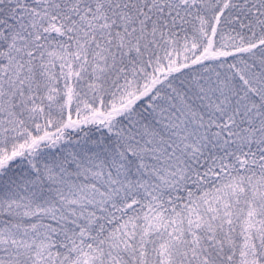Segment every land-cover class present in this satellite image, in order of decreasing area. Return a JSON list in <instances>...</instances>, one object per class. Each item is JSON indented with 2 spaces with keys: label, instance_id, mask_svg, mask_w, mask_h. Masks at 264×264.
Masks as SVG:
<instances>
[{
  "label": "snow or ice",
  "instance_id": "obj_1",
  "mask_svg": "<svg viewBox=\"0 0 264 264\" xmlns=\"http://www.w3.org/2000/svg\"><path fill=\"white\" fill-rule=\"evenodd\" d=\"M0 264H264V0H0Z\"/></svg>",
  "mask_w": 264,
  "mask_h": 264
}]
</instances>
